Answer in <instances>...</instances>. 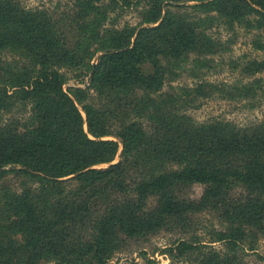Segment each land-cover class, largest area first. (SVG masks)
<instances>
[{
    "label": "trees",
    "instance_id": "obj_1",
    "mask_svg": "<svg viewBox=\"0 0 264 264\" xmlns=\"http://www.w3.org/2000/svg\"><path fill=\"white\" fill-rule=\"evenodd\" d=\"M165 1L150 0L152 21H161L133 42L83 16L70 44L53 21L0 0V49L23 57L21 66L0 61V99L22 92L36 120L23 131L0 128V175L16 170L38 183L19 193L0 187V264H106L128 240L161 229L184 235L170 251L190 264H241L264 238V117L249 126L198 122L188 91L163 90L164 62L180 66L190 48L211 53L200 18L177 16ZM233 1L261 10L254 22L264 26V0ZM62 66L84 67L89 84L65 88ZM195 184L197 197L186 192ZM202 212L218 221L208 240L194 228Z\"/></svg>",
    "mask_w": 264,
    "mask_h": 264
},
{
    "label": "rangeland",
    "instance_id": "obj_2",
    "mask_svg": "<svg viewBox=\"0 0 264 264\" xmlns=\"http://www.w3.org/2000/svg\"><path fill=\"white\" fill-rule=\"evenodd\" d=\"M25 11L34 12L45 20L56 23L55 29L64 30L68 43L75 39V23L84 16L99 24L100 32L116 31L117 37L134 41L141 27L154 25L153 10L150 0H91L90 4L82 0H12ZM163 8H169L177 16L195 22L199 19L202 33L211 40L209 45L202 47L211 51L200 57L195 56V50L182 52V60L178 67L174 64L167 66L163 81V90L188 91L186 99L187 113L196 121L224 120L239 126L254 125L264 117V26L254 22L260 18L259 9L215 0L208 6L201 5L198 0H166ZM235 8V9H233ZM163 13V11H162ZM78 14V15H77ZM195 18V19H194ZM134 28V35L130 36ZM196 30V29H195ZM107 40L110 36L104 35ZM205 38H208L205 36ZM209 39V38H208ZM198 47V45H197ZM102 53V52H101ZM98 53L92 63H96ZM23 57L12 50L0 49V61L10 66H21ZM172 58V62H176ZM256 61V62H254ZM264 63V62H263ZM64 76V87L77 86L85 88L90 82V73L83 68L76 70L60 67ZM255 79L257 82L252 83ZM201 83L202 94H197L195 88ZM5 101L0 99V128L11 127L21 131L27 124L35 123L31 116L32 98L24 99V94L14 93ZM94 88L87 90V100L94 96ZM194 93L196 95H194ZM83 118L85 113L77 103ZM103 138L117 140L114 136ZM121 144L112 162L120 159ZM109 163L97 164L106 166ZM6 165L5 168H10ZM19 167L18 165L16 166ZM28 176H23L16 170H8L0 175V187H9L14 192H22L25 188H34L37 182ZM203 190L202 184H195L186 192L197 197ZM196 221L195 230L199 231L200 239L208 240L210 226H218V221L210 212H202L193 216ZM184 236L176 230L161 229L147 236L128 240V245L116 252L106 264H190L192 257L177 255L170 251V246L178 238ZM216 249L222 247V242H213ZM241 264H264V238L259 239L257 248L245 250Z\"/></svg>",
    "mask_w": 264,
    "mask_h": 264
}]
</instances>
